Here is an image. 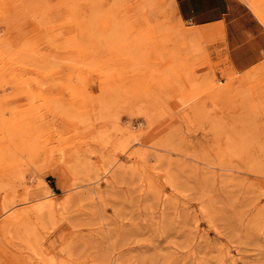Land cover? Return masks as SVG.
<instances>
[{
	"label": "rangeland",
	"instance_id": "1",
	"mask_svg": "<svg viewBox=\"0 0 264 264\" xmlns=\"http://www.w3.org/2000/svg\"><path fill=\"white\" fill-rule=\"evenodd\" d=\"M114 259L264 264V59L173 0H0V264Z\"/></svg>",
	"mask_w": 264,
	"mask_h": 264
},
{
	"label": "crops",
	"instance_id": "2",
	"mask_svg": "<svg viewBox=\"0 0 264 264\" xmlns=\"http://www.w3.org/2000/svg\"><path fill=\"white\" fill-rule=\"evenodd\" d=\"M178 18L223 36L228 61L243 72L264 59V28L239 0H173Z\"/></svg>",
	"mask_w": 264,
	"mask_h": 264
},
{
	"label": "bare ground",
	"instance_id": "3",
	"mask_svg": "<svg viewBox=\"0 0 264 264\" xmlns=\"http://www.w3.org/2000/svg\"><path fill=\"white\" fill-rule=\"evenodd\" d=\"M37 185V184H36ZM39 188V187H38ZM44 189H46L45 186H43ZM29 190V189H28ZM127 257V256H126ZM122 258V257H121ZM128 258V257H127ZM126 259V258H124ZM111 264H126L125 262H122L120 259H114Z\"/></svg>",
	"mask_w": 264,
	"mask_h": 264
}]
</instances>
